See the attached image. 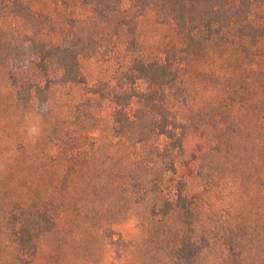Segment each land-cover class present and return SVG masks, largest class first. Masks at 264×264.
<instances>
[{"label": "rangeland", "instance_id": "obj_1", "mask_svg": "<svg viewBox=\"0 0 264 264\" xmlns=\"http://www.w3.org/2000/svg\"><path fill=\"white\" fill-rule=\"evenodd\" d=\"M10 1L0 0V54L4 42L28 31L47 43L73 44L90 83L115 80L127 47L152 59L169 46L168 30L150 10L138 18L130 44L118 18L97 17L90 0H22L34 12ZM260 45L244 59L228 57L229 45L197 56L173 172L158 168L150 144H137L135 133H113L99 107L76 117L75 103L91 97L86 86L55 84L47 101L24 106L15 101L10 75L34 79L38 71L0 64V264H22L6 225L12 205L47 198L60 220L41 237L37 264H187L174 262L172 247L193 231L211 245L191 264H264V39ZM142 128L149 132L147 123ZM72 151L79 152L77 167ZM177 183L200 207L184 225L182 211L165 204ZM129 184L140 190L126 191Z\"/></svg>", "mask_w": 264, "mask_h": 264}, {"label": "trees", "instance_id": "obj_2", "mask_svg": "<svg viewBox=\"0 0 264 264\" xmlns=\"http://www.w3.org/2000/svg\"><path fill=\"white\" fill-rule=\"evenodd\" d=\"M9 3L18 11L34 12L22 0ZM88 3L97 17L118 18V32L125 30L130 36L125 43L130 44L135 42L138 18L147 10L152 11L156 22L168 30L165 40L169 46L163 58L146 59L129 54L127 47L123 70L115 80L90 83L76 45L47 43L28 31L20 40L4 42L0 54V64L11 62L19 72L31 64L39 73L34 79L11 73L15 101L28 106L37 99L41 104L47 101L55 84L86 86L91 97L75 103L76 117L88 116L99 107L102 114L108 113L113 133L125 139L135 133L137 144H150L152 155L161 164L158 168L175 171L173 157L183 148L187 132L180 110L188 103L189 88L197 83L194 78L197 56L208 49L211 50L207 54L214 55L218 45H229L228 57L244 59L256 54V50L260 53L264 39V0H90ZM260 119L264 134V109ZM145 123L148 133L142 131ZM78 153L68 154L75 167L79 165ZM143 161L139 162L143 164ZM128 187L129 192L140 190L136 185ZM141 188H144L142 183ZM172 194L174 199L165 204L170 210L182 211V225L187 224L188 218L198 213L199 204L187 193L186 186L178 183ZM167 210L163 213L168 214ZM59 220L60 208L52 198L38 199L32 205L20 201L12 205L6 225L11 240L19 247L18 260L22 264H37L39 241ZM210 245L211 238L207 235L200 236L195 231L183 233L172 247L174 262L191 264Z\"/></svg>", "mask_w": 264, "mask_h": 264}]
</instances>
